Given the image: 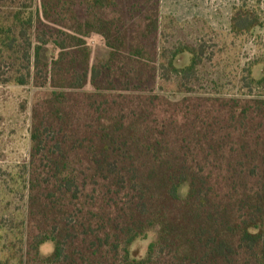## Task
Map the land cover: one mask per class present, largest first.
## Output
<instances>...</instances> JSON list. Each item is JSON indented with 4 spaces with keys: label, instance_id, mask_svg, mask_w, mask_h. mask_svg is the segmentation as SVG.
Wrapping results in <instances>:
<instances>
[{
    "label": "trees",
    "instance_id": "1",
    "mask_svg": "<svg viewBox=\"0 0 264 264\" xmlns=\"http://www.w3.org/2000/svg\"><path fill=\"white\" fill-rule=\"evenodd\" d=\"M261 24L241 5L230 31ZM157 31V0H0V83L49 88L27 164L30 252L53 244L44 264H264V96L184 98L166 105L178 127L160 119L161 97L122 95L147 88ZM93 35L108 49L97 62ZM250 82L264 84V67ZM149 232L145 257H132Z\"/></svg>",
    "mask_w": 264,
    "mask_h": 264
},
{
    "label": "rangeland",
    "instance_id": "2",
    "mask_svg": "<svg viewBox=\"0 0 264 264\" xmlns=\"http://www.w3.org/2000/svg\"><path fill=\"white\" fill-rule=\"evenodd\" d=\"M147 1L151 7L156 0ZM157 2L154 70L149 73L143 69L139 76L140 80L147 81L144 91L141 86L138 91L122 95L130 93L135 97L137 93L145 92L161 97L163 103L170 104L162 106L165 112H158V116L160 119H173L174 127L181 124L182 115L174 107L166 105L176 104L184 98L228 100L264 96V84L258 86L250 82L252 78H261L264 67V0ZM241 5L254 10L262 24L236 36L230 31V19L234 8ZM135 22L138 24V19ZM86 43L92 62L107 57L108 49L101 37L93 35L87 38ZM138 43L152 48L150 39H138ZM56 55L57 51L50 46L40 52V58L46 62ZM192 59L196 65L186 75L171 68V63L176 69L184 68ZM152 82L154 84L151 85ZM89 90L86 87L85 91ZM48 91V87L40 89L32 84L0 83V264H44L40 258L53 251V244L46 242L38 247L37 257L30 252L34 230L27 219V164L31 150L32 110H38L43 116L39 104ZM46 134L48 138L52 137L51 133ZM185 192L186 187H182L181 193ZM154 238L155 233L149 232L146 237L135 240L129 247L130 255L136 259L145 257Z\"/></svg>",
    "mask_w": 264,
    "mask_h": 264
}]
</instances>
